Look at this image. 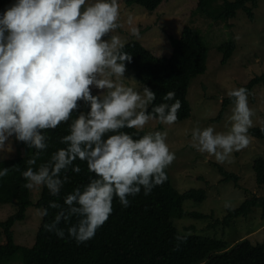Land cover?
Instances as JSON below:
<instances>
[{"label": "clouds", "instance_id": "obj_1", "mask_svg": "<svg viewBox=\"0 0 264 264\" xmlns=\"http://www.w3.org/2000/svg\"><path fill=\"white\" fill-rule=\"evenodd\" d=\"M119 18V0H14L0 13V154L12 151L14 138L34 149L27 163L35 165L49 147L45 130L67 124L68 134L59 140L65 147L35 170L23 171L26 187L60 196L70 181L68 171L81 172L77 160L91 174L87 184L63 197L62 205L53 200L38 209L42 218L57 210L44 228L58 239L65 233L77 243L92 239L112 214L114 198L127 208L129 197L141 191L148 196L167 180L165 170L175 159L166 131L139 136L124 131L143 130L153 120L174 124L181 101L168 91L164 102L154 104L150 88L138 90L132 85L140 83L125 77L132 55L118 34L109 35L120 27ZM130 31L139 38L138 28ZM227 95L232 108L226 131L211 125L190 131L191 146L218 163L249 145L253 125L247 89L233 88ZM81 103L87 112L80 110ZM9 171L0 168V178ZM62 221L66 229L59 227Z\"/></svg>", "mask_w": 264, "mask_h": 264}, {"label": "trees", "instance_id": "obj_2", "mask_svg": "<svg viewBox=\"0 0 264 264\" xmlns=\"http://www.w3.org/2000/svg\"><path fill=\"white\" fill-rule=\"evenodd\" d=\"M126 6L137 5L146 11L153 12L167 0H123ZM211 0H197V9L206 15V6ZM256 6V0H235L226 3L218 11L217 19H232L237 11L246 13L252 20L253 14L248 7ZM7 7V0H0V13ZM171 54L163 61L155 57L136 40L125 45V51L131 53L132 60L126 62L142 85L147 86L156 94L154 104H159L168 91L175 93L174 99L181 101V108L177 113L176 122L188 119L191 114L186 99L189 82L206 71L207 47L202 38L191 28L185 27L178 39L171 38ZM223 53L222 65L230 58L234 45L227 43L218 48ZM264 86V73L253 77L244 87L251 95L252 90ZM95 95V93L93 92ZM232 98L222 101L221 111L212 121H219L222 111L232 104ZM172 101H168L171 103ZM151 105L149 106V110ZM80 110L87 112V106L81 103ZM75 115V114H74ZM49 140V147L36 158L35 165H29L30 154L23 157L0 161V168H10L8 175L0 178V206L13 205L15 212L5 221H0V232L4 244L0 245V263L12 261L20 257L22 264H264V242L253 244L247 239L229 247L226 242L201 236H187L178 232L174 224L175 218H182L184 211L182 204L186 200L200 203L205 200L203 190H189L178 193L172 186L169 175L160 186L155 187L148 196L143 191L136 197H129L130 205L123 208L118 200H113V211L108 220L97 229L94 237L84 243H77L68 238L58 239L53 233L45 230L55 215L56 209H49V215L41 219L32 247L26 248L13 242L12 227L26 216V209L32 204L30 189L22 176L28 167L34 170L42 163L50 160L51 154L65 145L60 138L68 134V125L61 124L56 129L45 130ZM137 136L143 135L135 129H124ZM249 134L255 138H263L261 129H249ZM81 167V172L74 174L68 171L70 177L61 190L60 196H50L47 189L40 187L38 200L34 203L37 208L47 207L49 201L63 204V197L72 189L87 184L90 173L84 162L75 161ZM222 182H237L238 177L226 173L218 167ZM256 183L264 185V159L258 158L253 163ZM255 207L264 210V197L247 198L236 209H229L221 220V224L228 226L238 217L247 216ZM194 218L204 219L205 215L191 214ZM71 223H75L72 218ZM61 228L67 227L62 221ZM184 237L179 241L177 237Z\"/></svg>", "mask_w": 264, "mask_h": 264}, {"label": "rangeland", "instance_id": "obj_3", "mask_svg": "<svg viewBox=\"0 0 264 264\" xmlns=\"http://www.w3.org/2000/svg\"><path fill=\"white\" fill-rule=\"evenodd\" d=\"M233 1L235 0H211L206 6L205 15L197 9V0H167L153 12L137 5L126 6L123 0H119L120 27L109 34H118L126 44L136 40L163 61L171 54L170 39H178L185 27L194 30L206 44V71L191 79L187 90L190 117L172 125H162L153 120L139 131L143 134L148 131L167 132V143L175 153V159L166 171L178 193L189 190L205 192V200L200 203L191 200L183 202L184 216L173 220L178 232L187 236L220 240L229 247L243 239L253 244L264 242V210L261 207L253 208L245 217L235 218L228 226L221 224L229 209L240 207L247 198L264 197V185L256 183L253 171L254 161L264 159V137L259 139L249 134L251 139L246 148L234 152L226 162L218 163L214 157L200 153L191 146L190 131L209 125L214 126L217 131H226L230 126L228 117L231 115L232 104L222 111L219 121L212 120L220 113L222 101L229 97L227 93L264 73V0H256L255 7L248 4L253 14L252 20L243 11H237L232 19H217L218 11L227 2ZM13 2L14 0H7V7ZM129 17L131 24L128 22ZM132 27L139 29V38L131 34ZM227 43H233L234 49L230 58L222 65L223 53L218 48ZM125 77L140 83L132 86L142 89L140 80L127 65ZM125 83L130 84L129 81ZM93 92L97 94V90L94 89ZM248 104L254 111L250 129H261L264 133V86L258 85L252 90L251 95H248ZM10 139L12 151L0 154V161L30 154L31 148L24 142ZM218 167L237 176V182H222ZM29 189L32 204L26 209L25 219L12 227L13 242L26 248L33 246L42 219L39 208L34 206L39 198L40 187ZM14 212L13 205L0 206V221H5ZM191 214L207 217L199 219ZM2 244L4 238L0 232V245ZM0 264H22V261L20 257H16Z\"/></svg>", "mask_w": 264, "mask_h": 264}]
</instances>
